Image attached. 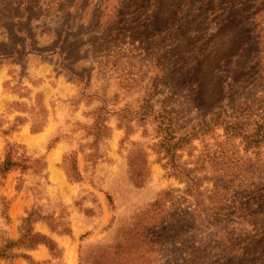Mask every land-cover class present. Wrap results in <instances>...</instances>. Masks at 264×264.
<instances>
[{
    "label": "rangeland",
    "instance_id": "obj_1",
    "mask_svg": "<svg viewBox=\"0 0 264 264\" xmlns=\"http://www.w3.org/2000/svg\"><path fill=\"white\" fill-rule=\"evenodd\" d=\"M0 264H264V0H0Z\"/></svg>",
    "mask_w": 264,
    "mask_h": 264
},
{
    "label": "crops",
    "instance_id": "obj_2",
    "mask_svg": "<svg viewBox=\"0 0 264 264\" xmlns=\"http://www.w3.org/2000/svg\"><path fill=\"white\" fill-rule=\"evenodd\" d=\"M22 71H23V70H22ZM21 74H22V72H21ZM47 114L49 115V113H48V112L46 113V115H47ZM47 121H48V119H46V121H45V122L47 123Z\"/></svg>",
    "mask_w": 264,
    "mask_h": 264
}]
</instances>
